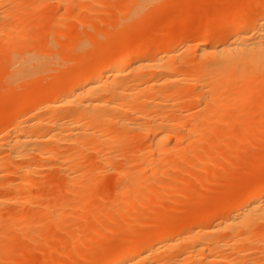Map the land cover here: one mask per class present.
<instances>
[{"label": "bare ground", "instance_id": "6f19581e", "mask_svg": "<svg viewBox=\"0 0 264 264\" xmlns=\"http://www.w3.org/2000/svg\"><path fill=\"white\" fill-rule=\"evenodd\" d=\"M22 1L0 0V46L14 52H11L12 54L8 53L7 58L5 57V53H7L6 51L9 52V50H5L3 53L4 57L0 54L2 59H6H4V62L0 61L2 64L0 66L3 67H1L2 70L5 68V72L2 73L4 77L0 73L2 80H4L3 83L0 82V87L3 88L2 91L6 90L9 92L6 94L5 91L2 94V91H0V100L1 98V101L7 100L3 99L5 97L15 102L10 107L9 105L0 103V105L2 104L1 106H4L2 108L4 111L3 117L0 114V227L16 232L19 244L17 241L13 244L17 248L21 244V249L25 243H21V241H24V239L27 240L28 238L30 241H27L33 242L32 244L39 242V240H36L38 239L37 237L36 239L32 236L29 237L31 233L29 235L26 234V229L24 230L23 228L25 227L27 231L31 232L28 230L29 225L33 224L31 222L33 219H28L30 213L38 211L41 216L38 219L40 226H44L42 223H45L48 224L49 228L52 226L51 228H55L56 230L63 223V225L66 224L64 220L68 217V214H64L60 210L68 205L73 211L69 216H73L79 220L78 227H83V223L88 220L94 222L89 226H85L88 233L84 237L79 236L80 231L79 233L74 232L71 236V232L69 231L70 237L63 235L68 239L70 238L68 242L66 241L68 247L78 244L82 248L88 246L86 248V255L88 253L91 255V257L89 256L90 258L88 257L90 260L85 258L86 249L84 250V248V254L81 253L82 251L80 253L85 257L80 254H77L78 256L74 255L80 262L83 260L81 264H84L85 261V264H264V172L252 182H240L244 187L241 184L237 185V187L241 186V188L238 187V190L233 185H229L230 187L225 190L231 196H226L228 194L225 191L224 198H227H222L221 200H224L221 203L218 202V212L211 214H202L200 212L201 214L197 215V211L194 210L196 213L192 212L194 214L188 215L189 218L187 216V218L181 219L178 215V219H176V216H174V220L171 219L169 223L166 222L168 224H164V222L165 219L170 220L169 214L166 215V212L163 213L164 211H162L160 212L161 214L157 215L153 211L155 206H163V203H158V200L162 197L160 196L159 198V195L165 192L163 191L164 189L166 190V194L167 188L168 190L172 187L174 188L175 183H172L173 186L170 184L171 187L166 183L167 188L162 185L165 187L163 188L161 186L162 183L160 185L151 183L163 171L166 172L165 169L174 167L173 161L176 164L175 167L181 166L182 169L179 167L178 169L183 170L182 163L185 157H182V154H194V150H191L194 147L189 145L196 146L201 142V139L205 143L206 138H204V134L207 135L206 132L208 131L215 132L212 131L213 129H217L216 131L218 129H221V131L222 129L228 130L231 127L233 128L234 125L245 124V134L239 133L241 134L240 138V135L237 133L238 139H241V143L245 142L242 146L247 145L246 143L250 139L248 137H251L254 131H259V129L260 131H264V0H242L240 6L244 2H246L245 5L243 4L244 7L248 3L252 4L248 11H239L242 8V6H239L238 12L230 11L231 15L228 12L217 11L211 14L210 17L208 16L206 18L209 20L207 23H210L211 26L209 25L210 28L201 26L198 29V35L192 50H190L191 48L188 44H184L185 41L190 39L191 33L189 32L185 36H173L170 30L171 26L169 27L168 25L163 28L164 30L161 33L157 31V33H160L158 34L160 37L159 39L157 37L155 42L150 41V39L144 41L145 38L143 40L138 38L135 48L132 49L125 41L126 39H123L127 35L123 36L122 34L123 32L127 33L125 28L130 25V20L135 16L138 20L141 17L147 18L148 15H151V11L153 12V10L157 9L159 3L161 5L165 1L126 0L122 9L121 5L116 7L119 11V15L117 16L121 15V17L116 19L119 22L121 20V22L117 21L113 30V35L115 33V36H119L115 38L118 41L117 44L113 45L108 42L110 39L104 42L102 40L100 43V39L92 37V39L90 38L91 41L89 40V46L88 44H83L81 40L71 47L65 42L59 43L60 47H65L60 52L54 47L59 45V41L56 39V32L59 34L61 31L60 27H64L65 25V23H62L64 21V19L62 20L63 17H59L62 20H60L61 25L57 23L59 22L58 20L56 22V26L60 25V27H57L60 30L59 32L57 29L53 30L54 24L50 23L51 20L50 22L49 20L46 22H49V25L45 23L48 26L45 27L46 30L44 26H37L41 30L40 34H38L39 31L34 32V22H30L31 25L27 29L26 27L24 28V31L27 30V32L18 28L14 30L15 26L9 22L19 19V15L22 13L19 14V10H21L24 4ZM29 1V11H31L38 8H36V5L41 0ZM93 1L45 0V2L55 3V7L57 6L58 9L64 10L63 12L68 11V15L74 18L85 9V5L87 8L90 7L91 4L88 5V2L91 3ZM161 1L163 2L161 3ZM5 7L7 8L6 10ZM25 12L27 11L25 10ZM24 13L22 14L25 15L26 13ZM50 14L46 12L40 16L42 18L46 16L44 19H47V16ZM54 16H57V14ZM8 18L10 20L6 23V19L8 20ZM67 19L68 17L65 21ZM18 21H15V23ZM142 21H145V19ZM112 24H115V22ZM68 25H70L69 22ZM31 27L34 30L32 31L31 29V32L35 35L34 38H31L32 36L27 37L28 34H32L28 33V29L30 30ZM75 30L77 31V29ZM69 33L67 34L69 35ZM59 36H62L61 33ZM75 36L72 33L71 37ZM120 36H123V38H120ZM24 37H27L30 43L32 40L33 43L36 41L34 47L32 46L33 43L32 45L29 43L32 47L27 44L28 48H26V43L22 44L21 42V39ZM88 37L91 36L89 35ZM103 38L105 39V37ZM55 43L56 45L54 46ZM10 45L12 48L16 45L19 46L14 51L12 48H8ZM63 45H67L68 47ZM54 51H58L57 54L61 59L58 58L60 62L52 55ZM75 54L79 56L78 59L76 58L78 61L82 60L83 62L86 60L85 62L90 63H88V66L86 63V67L84 66L85 68L81 69L78 74H74L73 76L65 75V73L67 74L65 69L69 65L67 63L71 58H74ZM64 58L68 60L66 61ZM61 62L62 64L64 62L67 67L65 66L64 68V65H60L63 67L61 68L59 66ZM0 72L2 71L0 70ZM46 78L52 79L49 83L45 82L47 85L43 86L41 80L43 82ZM2 80L0 78V81ZM24 82L32 83V85L28 84V86H33L38 90L35 96L31 97L28 94L30 91L27 93V91L24 92L25 90L23 91L24 93L22 92L21 94L20 92L17 94L19 91L16 92L14 88L17 87V84L20 83L19 85L21 86ZM40 83L42 86H39ZM24 87L22 86V89ZM13 90L16 94H12ZM252 102H255L253 106H251L252 104L250 105ZM243 106L246 110L242 114V117L238 119L234 118L232 121L227 119L228 117L225 112L228 109L239 110V107L243 108ZM6 134L7 137L4 139V135L6 136ZM220 134L223 133L221 132ZM231 135L233 134H230V137ZM235 137L234 135L232 137L235 140L234 143H236L237 139ZM130 138H136L137 143L134 142L135 144L132 147L130 145L127 147L126 143L129 142L128 139ZM218 138L216 137L219 142L216 139V141H212L215 144L216 142L220 143L221 137L218 136ZM238 139L237 142L240 143ZM252 140L250 144H253ZM208 141L211 142L207 137ZM224 141H228L229 143L230 138ZM224 145L228 146L230 144ZM233 145L236 147L238 143ZM232 146H228V148ZM234 146L232 147L233 149ZM190 147L192 148L190 149ZM238 147L239 149L241 148L240 145ZM232 148L230 149L231 152H233ZM239 149H235L236 152ZM129 150L131 151L129 152ZM121 151L127 152L124 153V157L119 153ZM203 151L205 152V150ZM219 152L215 153L216 158L218 154L221 155V158H224L223 152L221 151L222 154ZM238 153L233 152L234 156L239 155ZM168 154H171V159ZM202 154L199 155L201 156L200 162L198 161L199 163L206 162L204 155H209ZM233 154L230 153L229 155L233 156ZM167 155L169 158H167L168 161L166 162ZM211 158L212 155H209L207 157L209 161L206 163H214L215 160L213 161ZM193 159L194 161L197 160L196 155L195 158L193 155ZM228 159L229 157L226 160ZM123 160H126V162L124 163ZM230 160L229 163L233 164ZM257 160L259 163L260 161L262 162L261 159ZM190 162H192L191 158ZM190 162L185 160L184 163H186L185 165L189 163V166ZM73 163H76V165H73ZM133 164L137 165L136 170L130 168ZM197 164L196 168H199ZM192 166H195V164L193 163ZM108 169H112L118 179L117 181L113 180L111 183V186L116 187V197H114V201L107 204L105 198H98L93 193L97 190L98 192L103 190V179L99 181L98 176ZM220 169L219 172L218 170L213 172L221 174V171L225 170V168ZM45 171L48 175L44 174ZM50 172L59 174L58 184L51 179L49 176ZM209 174L212 176L209 179L207 176H204L207 177L208 181L220 178L216 174ZM44 175L49 176L57 185L54 184L56 186L52 190L54 197L50 194L52 197L49 196V198L51 197L52 199L47 197L49 201L47 200L48 202H45L41 207L33 204L31 198L39 196L38 191L35 192L38 186L33 183L37 178V181L42 179L40 177ZM214 175L217 176H215L216 179H214ZM231 176L229 178L233 179L234 174ZM53 177L55 179L54 175ZM189 177H192V175ZM196 178L198 182L201 181L200 184L207 182L203 178V175V181L200 180L201 177L199 178V176ZM184 179L183 177V180L181 179L183 182H181L187 183ZM189 179L186 178L187 181ZM37 181L36 184L38 183L39 185L40 183ZM188 183L186 184L187 186ZM203 183L202 186L204 185ZM246 183L248 184L246 185ZM187 186L185 187L186 189ZM39 187L41 186L39 185ZM179 188L181 189L180 186ZM229 188H235V192ZM3 191L5 193L2 194L1 192ZM181 191L177 190V193L183 194L184 190L181 189ZM188 191L190 192V189ZM149 194L155 196L150 197L148 196ZM97 195H100V193ZM129 196H132L133 200L136 199L132 201L133 203L127 204V202L129 203L132 200ZM127 197H129L128 201ZM152 197L155 199L159 198L156 201L157 204L155 202L151 203L153 201ZM120 198H125L126 202H123L124 199L120 200ZM119 200L120 204L117 202ZM146 200H150L149 204L153 206H151L153 209L145 207V210H148L149 213L153 210L151 213H154L152 215L156 218L153 219L157 220L158 223L153 222L155 225L152 226V222H150L152 229L146 230V232L141 231L142 233L140 234L132 228L138 235L128 239L133 230L131 226L130 233L127 228L132 223H129L131 221L128 223L125 220L123 221V217L121 218L120 215L124 211H126V215H129V213L127 214L128 211L136 209L135 204H138L140 208L141 206L144 208L143 206L148 203H145ZM95 204H98L100 207L105 205V209L103 208L105 212L104 216H102L103 209L97 208L98 205L96 209L92 208L93 210L85 211L88 207L91 209L90 206L94 207ZM165 210L167 211V209ZM143 212L139 211L137 213H142L141 216L143 217L145 216L143 215L145 212ZM216 213H219L218 216ZM145 214L147 219L150 217L152 219V215L149 216L150 214L147 212ZM101 216L102 218L105 217L108 221L107 224L109 222H113L114 224L115 220L118 224L117 218L125 222L126 225L128 224L127 228L124 224H121V226H125L126 231L129 233L128 238L122 236L124 240H121V236H114L115 238L112 237L114 240H116V237L120 239V242L115 244L111 238V234L114 231L116 232V228H114V231L108 228L109 232L112 231L108 235L102 233L104 231L100 232V227H104L105 229L103 230L108 231V225L104 224V226H100V224L105 223L102 221L103 219L101 220ZM165 216L167 218H164ZM130 217L132 219V216ZM138 219V217L137 220L135 219L137 223L135 227L139 226L138 223L143 225V219L140 220L142 222H137ZM146 223H149V221H144V224ZM141 224L140 226H142ZM114 226L117 225L114 224ZM48 227L46 226L45 228ZM74 229L76 228L74 227L73 231ZM39 232L42 233V230ZM2 233H6V231H2ZM40 233H38V237ZM48 233V235H51L52 232L48 231ZM125 235L127 236V234ZM2 237L8 239L7 234L6 237L4 235ZM2 237L0 240L2 239L4 242L0 243V259L1 257L3 259L6 251L8 253V248H10L9 253L11 254L13 253L11 251L16 249L15 246H11L10 244L13 240L12 238H14L13 236H11L12 238L10 237L11 241H5ZM41 237H44L39 238L40 240L43 239L42 241H45V243L46 240L50 239H45L49 237H45V235ZM30 238H33V241ZM52 238H54L53 235ZM102 239L104 243H106L105 241L112 240L111 242H114V245L106 243L104 246V243L102 242L103 244L101 245L100 242L98 243L99 248L90 251L92 249L89 248V243L96 244L98 240L101 241ZM50 245L53 246L52 250H54L55 245H52V243ZM50 245L47 246L49 247ZM68 247L66 246V248ZM33 248L34 245H32L31 250ZM55 248L58 249L56 246ZM74 248L75 250L77 249V247ZM21 251L24 250L22 249ZM67 251L63 249L62 252L65 254L57 251L58 255L60 253L65 258L61 262L59 258H62V256L59 255L61 257H58L56 254L57 258L54 257L56 261L61 262L60 264H80L76 262V259H72L75 258L74 256L72 258L67 256L69 255ZM41 252L45 255L44 251ZM25 253L28 252H22L21 254L24 255ZM73 253L76 254L75 251ZM18 255L19 252H17L15 258L22 260L19 259L20 261H15L16 263L28 260L27 254H25L27 259L25 257L24 259L21 258L23 257L22 255L18 257ZM77 257L80 258L78 259ZM82 257L83 259L80 260ZM39 258L36 259V262L39 261ZM42 258L44 257L42 256ZM42 258H40V264L58 263H54L52 256L50 259L53 262L49 261V257L43 261ZM39 262L37 263L39 264ZM29 264L32 263L30 262Z\"/></svg>", "mask_w": 264, "mask_h": 264}, {"label": "rangeland", "instance_id": "374dc122", "mask_svg": "<svg viewBox=\"0 0 264 264\" xmlns=\"http://www.w3.org/2000/svg\"><path fill=\"white\" fill-rule=\"evenodd\" d=\"M29 0H23L22 1V3L24 2V4H23V7L21 8V10H19V14L22 12V13H24L25 12V10L27 11V12H25L24 14L25 15H23L22 13H21V15H19V19H17V20H12V21H10L9 23L11 24V25H13V26H15V28H14V30H16L17 28L18 29H22L23 31H24V28L26 27V29L28 28V27H30L29 25H31V23L30 22H34L33 24L35 25V26H33L34 27V30H33V28L31 27L30 28V30L28 29V33H32L31 32V29H32V31H34V32H38L39 31V33L38 34H40V29H39V27H37V26H40V27H43L44 26V29L46 30V26L47 25H49L50 23H52V25L54 24V27L53 26H51V27H53L54 29V31L57 29V27H60V25H61V21L64 19V21L62 22L63 24L65 23V25H64V27H60V30H59V28L57 29V31L59 32V34L56 32V34H57V36H56V39H57V41H59L58 42V44L59 43H63V42H65V43H67V45L68 46H73V45H75L79 40H81L82 41V43L83 44H88V46L90 45L89 43V40L91 41V39H92V37H96V38H98V39H100L99 40V42L101 43L102 42V40H103V42L106 40V41H108L109 39V41L108 42H110L111 44H117L118 43V41L115 39L118 35H116L115 36V33H114V35H113V30H114V28H115V25L117 24V21L119 22V20H116L117 18H119V17H121V15L120 16H117V15H119L118 13H119V11L117 10V6H120L121 7V9H122V7H123V5H124V3L126 2V0H94L93 2H88L87 4L88 5H90V7L89 8H87L86 7V5H85V9L81 12V13H78V15L77 16H75V18L74 17H72V16H70V15H68L69 13H68V11H65V12H63L64 10H60V9H58V7L56 6L55 7V3H53V2H45V0H41L40 1V3H38V5H36V8L37 9H33V10H31V11H29L30 9H29V3H30V1L28 2ZM43 1V2H42ZM123 1V2H122ZM165 2H163V1H161V5H157V9L156 10H153V12L151 11V15L149 16H147V18H143V17H141L139 20L136 18V16L135 17H133L130 21V25L127 27V28H125V31L127 32L126 34L123 32L122 34H123V36L124 35H127V36H124V38H123V36H120V38H123V39H126L125 41L130 45V47L132 48V49H134L135 48V43H136V40L138 39V38H141L142 40L144 39V41L145 40H149L150 39V41H152V42H155V39H157V37H158V39H159V35L158 34H160L161 32H162V30H164L163 28L164 27H166V25H168L169 27H170V30H171V33L173 34V36H185L186 34H188L189 32L191 33V37H190V39L189 40H187V41H185V43L184 44H188L189 46H190V50H192L193 49V44L195 43V41H196V38H197V35H198V33H197V31H199L198 29L199 28H201V26H204V27H207V28H210V23L208 24L207 22L209 21V20H207L206 18L209 16L210 17V15L211 14H213V13H215V12H217V11H219V12H228L229 13V15H231L230 14V11H236V12H238L237 10L242 6V8H240L239 9V11H241V10H243V11H248V9L249 8H251V6H252V4L251 3H248L245 7H244V5L246 4V2H244V3H242L241 4V6H240V3H241V1L242 0H164ZM246 1V0H245ZM248 1V0H247ZM120 2V3H119ZM46 3V4H45ZM53 3V4H52ZM119 3V4H118ZM85 4V3H84ZM229 4V5H228ZM244 4V5H243ZM240 6V7H239ZM7 7V6H6ZM5 7V10L7 9ZM26 7V8H25ZM25 8V9H24ZM23 9V10H22ZM59 11H58V10ZM87 9H89V10H87ZM119 9V8H118ZM121 9H119V10H121ZM58 12H57V11ZM62 11V12H61ZM51 13L50 15H48L47 17V19H44V18H46V16L44 17V18H42V16H40L41 14H45V13ZM60 12V13H59ZM234 12H233V14H234ZM40 13V14H39ZM65 13H67L66 14V16L68 17V19H67V21H65V19L67 18L66 16H65ZM232 13V12H231ZM39 14V16H37ZM57 14V16H54V15H56ZM225 14V13H224ZM52 15V16H51ZM81 17H80V16ZM228 15V14H227ZM62 18V20L60 19V18ZM66 17V18H65ZM70 17V18H69ZM83 18V19H81L80 20V18ZM146 17V16H145ZM18 18V17H17ZM78 18H79V20H78ZM221 18V17H220ZM14 19V18H13ZM143 19H145V21H142ZM209 19V18H208ZM10 19L8 18V20L6 19V23H8V21H9ZM19 20V21H18ZM29 20H31V21H29ZM44 20V21H43ZM49 20V22H50V20H51V22L48 24V23H46L47 21ZM57 20L59 21V22H57ZM61 20V21H60ZM141 20V21H140ZM15 21H18V22H16L15 23ZM53 21H54V23H53ZM30 24H29V23ZM42 22H43V24H45V25H43L42 24ZM60 23V25L59 26H56V24L57 23ZM68 22H69V24L70 25H68ZM115 22V24H112V23H114ZM120 22H121V20H120ZM119 22V23H120ZM32 24V25H33ZM206 25H208V26H206ZM210 25V26H209ZM56 26V27H55ZM63 26V25H62ZM114 26V27H113ZM36 27V28H35ZM48 27V26H47ZM42 29V31H44L43 30V28H41ZM75 29H77V31L75 30ZM63 30H65L64 32H63ZM112 31V32H111ZM157 31H159L158 33H157ZM24 32H27V30H25ZM70 32V33H69ZM74 32H76V33H74ZM79 32V33H78ZM43 33V32H42ZM60 33H61V35L62 36H59L60 35ZM67 33H69V35L67 34ZM72 33L73 34H75L76 36L75 37H71L72 36ZM36 34V33H35ZM64 34H66V35H68V36H65ZM80 34V35H79ZM94 34V35H93ZM37 35V34H36ZM63 35H64V37H63ZM91 36V37H88V36ZM29 36H32L31 38H34L35 37V35L32 33V34H28V36L27 37H29ZM54 36V37H55ZM78 36V37H77ZM27 37H24L23 39H21L22 41V44L24 43H26L25 45L27 46V44H28V46L31 44L32 45V43H33V40H32V42L30 43V40L27 38ZM37 37V36H36ZM103 37H105V39L103 38ZM119 37V36H118ZM117 37V38H118ZM91 38V39H90ZM108 38V39H107ZM59 39V40H58ZM98 39H96V40H98ZM115 39V40H114ZM77 40V41H76ZM35 41V40H34ZM61 41V42H60ZM20 42V41H19ZM18 42V43H19ZM20 42V43H21ZM36 42V41H35ZM35 42L33 43V47H34V44H35ZM30 43V44H29ZM69 43V44H68ZM70 43H72V44H70ZM16 44V43H15ZM0 45H1V39H0ZM30 45V46H31ZM56 45V43L54 44V46ZM67 45H63V46H67ZM11 46V45H10ZM10 46H8V48H12V46L10 47ZM19 46V45H18ZM18 46L16 45V46H13L14 48H12L14 51H15V49H16V47L18 48ZM24 46V45H23ZM25 46V47H26ZM28 46L26 47V48H28ZM31 46V47H32ZM67 46V47H68ZM24 47V48H25ZM58 47H60V44L57 46H55L54 48H57V50H59V52L60 51H62V48H65V47H60V49H58ZM69 47V48H70ZM2 48V49H1ZM4 47H2V46H0V54H2L1 56H3L4 57V52H5V50H9V52L8 51H6L7 53H5V57L7 58L8 56V53H11V52H13L12 50L10 51V49H3ZM2 50H4V51H2ZM17 51V50H16ZM63 51H64V49H63ZM58 52V51H57ZM57 52L56 51H54L53 53H52V55L55 57V58H59V55L57 54ZM14 53V52H13ZM12 54V53H11ZM72 56H73V54H72ZM75 56H77V57H75ZM71 57V56H70ZM78 55H74V58H71L70 59V61H68V63L67 64H69L68 65V67H67V65H65L64 64V62H63V64H62V62L59 64V66L60 65H64V68H65V66L67 67V69H65L66 71H67V74L65 73V75H74V74H78V72H80L81 71V69L83 70L85 67H86V63H87V66H88V63H90V62H85V61H83L82 62V60L81 61H78L77 59H78ZM67 58V57H66ZM77 58V59H76ZM2 58L0 57V61L2 62H4V59H2ZM60 59V58H59ZM57 60V61H59L60 62V60ZM65 59V58H64ZM68 59H69V57H68ZM68 59H65L66 61L68 60ZM6 60V59H5ZM63 61V60H62ZM7 62V61H6ZM58 63V62H57ZM66 63V62H65ZM85 65H84V64ZM0 65H2L1 63H0ZM85 66V67H84ZM2 66H0V70L2 71V72H0L1 73V75H3V77H4V74H2L3 72H5V68H4V70H2V68H1ZM61 67V66H60ZM61 68H63V67H61ZM0 75V78H1V80H2V76ZM51 79L52 78H50V79H48V78H46V80L44 79V81L42 82V80H41V83H42V85L43 86H45V84L47 85V83H45V82H50L51 81ZM1 83H3L4 82V80H2V81H0ZM25 83V82H24ZM22 84L21 86L19 85V84H17L16 86L18 87V86H20V87H18V89H17V87L16 88H14V90L17 92V91H19V92H17V94H19L20 92H21V94H22V92L24 91V92H26L27 91V93H28V91H30L28 94L32 97V96H35V93L37 94V92H38V90L37 89H35L33 86H28V84H31L32 85V83H25V84ZM41 83H40V85L39 86H42L41 85ZM1 85V84H0ZM24 85H25V87H24ZM22 86L24 87L23 89H22ZM31 87V88H30ZM33 87V88H32ZM1 88V90L0 91H2V87H0ZM20 88V89H19ZM25 88H27V89H25ZM30 88V89H29ZM33 89V90H32ZM14 90H13V92H12V94L14 93V94H16L15 92H14ZM35 90V92H33ZM37 90V91H36ZM6 90H4V91H2V94H3V92H5ZM9 91V90H8ZM23 92V93H24ZM33 92V93H32ZM9 92H7L6 91V94H8ZM3 99H7V100H3V101H1L2 100V98H1V100H0V103H2V104H5V105H9V107H10V105L12 106V104L14 105V103L15 102H12L10 99L8 100V98H5V97H3ZM254 103L255 102H252V103H250V105L251 106H253L254 105ZM1 104V105H2ZM0 105V107H1V110H2V108L4 107V106H1ZM7 107V106H6ZM7 109V108H6ZM1 110H0V114H2V117H3V115H4V111L2 110V112H1ZM245 110H246V108H244V106H243V108H241V107H239V110H234V109H228V111L227 112H225L226 113V116L228 117L227 119L229 120V121H232L234 118H236V119H238V118H240V117H242L243 115V113L245 112ZM1 116V115H0ZM6 117V116H5ZM252 118V117H251ZM242 126H243V128H242ZM244 126H246L245 124H243V125H234V127L232 128L231 127V129L229 128L228 130H231V131H228L227 129V131L225 130V129H222V131H221V129H218V131H219V133H218V131H216L217 129H213L212 131H215V132H206L207 133V135L206 134H204V138H206L205 140V143H204V141H202V139H201V142H199V144L198 145H196V146H194V145H192V144H190L189 146H192V147H194V149H191L192 147H190V149L193 151L194 150V154H189V153H187L186 155H185V153L184 154H182L181 156L182 157H185V158H183V160L185 159V160H188L189 162H190V158H191V161L195 164V166H192L193 165V163L192 162H190V165L188 166V164L189 163H187V165H185L186 163H184L185 162V160H184V162L182 163V161H181V163L183 164L182 166H183V170H179L178 169V167L179 168H181V166H177V167H175V163H174V161H173V163H172V161L171 160H169V162H171L172 164H173V166L174 167H170L169 169L167 168V169H165V171L166 172H162V174H160V175H158L157 177H156V179H155V181H153V182H151V183H154V185H155V183H157L158 185H160L161 183V186L162 185H164L166 188H167V184H169V187H171V185L170 184H174V188L172 187L170 190H168V188H167V193L165 194V192H166V190L164 189L163 191H165L163 194H165V195H163L162 193H161V195H159V198H160V196H162L161 197V199H159L158 197V199H155V198H153L155 195H148V196H153L152 197V202L151 203H153V202H155L156 203V201L158 200V203L160 202L161 204L163 203V206H164V209H163V206L162 205H157V206H155L154 207V211L152 210L153 208V206L152 205H150L149 204V201L148 200H146L145 201V203H147V205H144L143 207L144 208H142V206H141V208H140V206L138 205V204H135L136 205V209L134 208V210L132 211V210H130V211H128L127 212V214L129 213V215H126V211H124V212H122V216L120 215V217L122 218L123 217V221L125 220V222H129V221H131V222H129V223H132V224H130V226L127 224H125V222H123L122 220H120V219H118L117 218V220H118V224H117V222H115L114 221V224H116L117 226H114V224H113V222L111 223V222H109V224H107V220L105 219V217H103L102 218V216H104V209H105V205L102 207H100L98 204H95L94 205V207L93 206H90V208L91 209H89V207H88V209H85V211H87V210H93V209H96V207H97V205H98V207L97 208H100V209H103V215L100 217L101 218V220L102 221H104L105 223H102V224H100V226H104V224L105 225H108L107 226V229L108 228H110V230H112V231H114L115 229L114 228H116V232L114 231L112 234H111V232H109V229H108V231L107 230H103V229H105L104 227H100L99 228V231L100 232H102V231H104V232H102V233H104V234H111V238L112 237H114V236H118V237H120L121 236V240L123 239L122 238V236L124 237H127L128 238V232H130L131 230H130V227H131V229L132 228H134L136 231H137V233L138 234H140V233H142L141 231H145L146 232V230L147 231H149V230H151L152 229V227H150V225H151V223L150 222H152V226H154L155 224L153 223V222H157L158 223V221L157 220H154V219H156V218H154L155 216H153L154 215V213H151L152 211L153 212H155V214H161L160 212H162V211H164L163 213H165L166 212V215L167 214H169L170 215V217H169V215H168V217H169V219L170 220H166L165 219V222H164V224H168L169 223V221H171V219L172 220H174L175 218L176 219H178V215H179V217H181V219H185V217L187 218V216L189 215V216H191L192 214H194V213H196V211H197V215L201 212L202 214L203 213H215V212H218L217 210L219 209V208H217L218 206H219V204H218V202L219 203H221L224 199H226V198H224L225 196V189L226 188H228V187H230L229 185H233L235 188H237L236 190H238V187H240L241 188V186H238L237 187V185H242V183L243 182H252L253 180H255L258 176H260L264 171V131H260V129H259V131L258 130H256V131H254L253 133H252V136L251 137H253V138H251V137H248V138H250V139H248L247 141H248V143H246L247 145H243L242 146V144H245V142H242L241 143V139H238V134L239 133H242V135H244L245 134V127ZM242 128V130H241V128ZM245 128V129H244ZM234 129H235V131H234ZM233 130V131H232ZM258 131V132H257ZM223 133V134H220V133ZM227 132V133H226ZM244 132V133H243ZM228 133H230V134H233L234 135V137H235V139L237 138L239 141H240V143L239 142H237V139H236V143H234V138L232 139V137H233V135H231V137H230V134L229 135H227ZM238 133V134H237ZM236 134V135H235ZM253 134H254V136H253ZM208 137V139L209 140H211V142H207V137ZM240 135V138H241V134H239ZM258 135V136H257ZM218 136H220L221 137V139H220V143H218L219 142V138H218ZM7 137V134H6V136L4 135V139ZM216 137L218 138V139H216ZM256 137H257V139H256ZM261 137V138H260ZM230 138V141H232L233 140V142H231L230 143V141H229V143H228V141H224V140H228ZM131 139V138H130ZM130 139H128V141L129 142H127L126 143V145H127V147L130 145V147H132V145L133 144H135V143H137V139L136 138H132L131 140ZM218 141V142H216V144H215V142L214 141H216V140ZM232 139V140H231ZM253 139V140H252ZM204 140V139H203ZM212 140H214V141H212ZM251 140H252V143L253 144H250L251 143ZM254 140H256V141H254ZM258 140H260V141H258ZM246 141V142H247ZM135 142V143H134ZM139 142V141H138ZM203 142V143H202ZM212 143H214L213 145H210V144H212ZM238 143V145H240V149H239V147L237 148V146L238 145H236V147L234 146V149L232 148L233 146H232V144H237ZM195 144V143H194ZM197 144V143H196ZM207 144H209V145H207ZM224 144H230V145H228V146H232L231 148L233 149V152L235 151V153H238V151H239V155H235L234 156V154H233V152H231V148L229 147L228 148V146H226V145H224ZM196 147V148H195ZM237 149H239L237 152H236V150ZM191 150H189V152H191ZM203 150H205V152L203 151ZM131 150H129V152H130ZM218 151H222L223 152V156H224V158H221V155H219L218 154V156H217V158H216V156H215V153H218ZM128 152V153H129ZM208 152V153H207ZM219 152V153H220ZM222 152H221V154H222ZM123 157H124V153H127V152H125V151H121V152H119ZM173 153V152H172ZM200 153V154H199ZM209 154V155H212V158H211V160H217V162H215L214 161V163H216V164H214V163H212V164H208V163H206V162H208L209 160H210V158H208L207 159V157L209 156V155H204V157H206V162L205 161H203V163H199L200 162V157L201 156H199V155H201V154ZM233 154V156L232 155H229V154ZM202 154V155H203ZM169 156H170V159H171V154H168ZM168 155H167V157H166V159L167 158H169L168 157ZM193 155H194V158H195V155H196V159H197V157H198V159L196 160V161H194V159L192 160V158H193ZM214 155V156H213ZM229 155V156H228ZM220 156V157H219ZM222 156V157H223ZM172 157H173V154H172ZM213 157H215L214 159H213ZM229 157V159H231L230 161H232L233 162V164L231 163H229V159L228 160H226L227 158ZM231 157V158H230ZM233 157V158H232ZM238 157V159L236 160V158ZM235 158V159H234ZM256 159V160H255ZM257 159H261L262 160V162L260 161V163L259 162H257L258 160ZM234 160H235V163H234ZM166 162L168 161V159L167 160H165ZM199 161V162H198ZM212 161V162H213ZM228 161V162H227ZM123 162L125 163L126 162V160H123ZM168 162V163H169ZM187 162V161H186ZM196 162V163H195ZM197 162H198V164H197ZM205 162V163H204ZM258 163V164H257ZM171 164V165H172ZM196 164H197V167L199 166V168H196ZM202 166H201V165ZM73 165H76V163L74 164L73 163ZM179 165H181V164H179ZM185 166H186V168H185ZM201 166V167H200ZM195 167V168H194ZM225 168V173H223L222 171H221V174L219 173H214L215 172V170H218V172L221 170L220 168ZM130 168H132L133 170L135 169L136 170V168H137V165H135V164H133V165H131V167ZM177 168V169H176ZM254 168H256V169H254ZM131 169V170H132ZM182 169V168H181ZM213 173H212V172ZM47 174L48 175V173L45 171L44 172V174ZM209 173H211V174H216V175H218V176H220V178H217L216 179V175H214V179H216V180H209L208 181V179L210 178V177H212V176H210V174ZM52 174V175H51ZM224 174V175H223ZM232 174H234V176H233V179L231 178H229V176H231ZM47 175H44L43 177H40V178H42V179H40V180H38L37 181V179L34 181V185H36V186H38V188H37V190H35V192H37V193H39V196L37 197L36 196V198L35 197H33V198H31V202L33 203V204H35V205H38V206H43V204L45 203V202H48L49 201V199L52 197L51 195H53V197H54V193H52L53 191V187H55L58 183H59V174H57L56 172H50L49 173V176L51 177V179L52 180H54V182L56 181L57 182V184L56 183H54L50 178H49V176H47ZM53 175L55 176V179H54V177H53ZM57 175V176H56ZM192 175V177H189V176H191ZM202 175H203V178L207 181H205L206 183L204 184L203 182V186H202V183L200 184V182H198V179L196 178L197 176H199V178L201 177V179L200 180H202L203 181V179H202ZM229 175V176H228ZM194 176V177H193ZM204 176H207L208 177V179H207V177H204ZM99 181H102V179H103V185H102V187H103V190H100L99 192H98V190L97 191H95L94 193H93V195H96L98 198H100V197H102L103 199L105 198V200H106V202H107V204H108V202H112V201H114L113 199H114V197H116V193H117V191H116V187L115 186H111V183H112V181L114 180V181H117V176H116V173L115 172H113L112 171V169H108L107 171L105 170L104 172H103V174H100L99 176ZM100 177H104V178H100ZM183 177L185 178L184 180L188 183L189 181V183H188V186L186 185L187 183H182L183 181ZM226 177H228V179H226ZM232 177V176H231ZM186 178L187 179H189V181H187L186 180ZM194 178H196V179H194ZM57 179V180H56ZM101 179V180H100ZM182 179V180H181ZM41 180H42V183H41ZM36 181L37 182H39L40 184V186L41 187H39V185H38V183L36 184ZM182 181V182H181ZM240 182H242V183H240ZM53 183V184H52ZM167 183V184H166ZM239 183V184H238ZM54 184H56V185H54ZM156 184V185H157ZM173 184H172V186H173ZM248 183H246V185H247ZM250 184V183H249ZM47 185H49L47 188H46V186ZM54 185V186H53ZM175 185H176V187H175ZM184 185H186L187 186V189L185 188L186 186H184ZM51 186V187H50ZM161 186H159V187H161ZM164 186H162L163 188H165ZM179 186L181 187V189L182 190H184L183 191V194H178L177 193V190H180V192H182L181 191V189L179 188ZM182 186H184V187H182ZM190 186V188H188ZM102 187H101V189H102ZM156 187H158V186H156ZM179 189H178V188ZM242 187H244V185H242ZM39 188H40V190H39ZM46 190H45V189ZM50 188V189H49ZM52 188V189H51ZM183 188H185V189H183ZM234 188V189H235ZM239 188V189H240ZM188 189H190V192L188 191ZM192 189V190H191ZM229 189H232V188H229ZM234 189H232L234 192H235V190ZM185 190H186V192H185ZM228 190V189H227ZM231 190V191H232ZM40 191V192H39ZM43 191V192H42ZM51 191V192H50ZM188 191V192H187ZM192 191V192H191ZM230 191V190H229ZM102 192V193H101ZM179 192V191H178ZM2 194L3 193H5L4 191L3 192H1ZM100 193V195H97V194H99ZM229 192L228 191H226V194H228ZM51 194V195H50ZM81 195H83V194H81ZM49 196H51L50 198H49ZM226 196H231V194H228V195H226ZM49 199H48V198ZM130 197V196H129ZM129 197H127L126 199H127V201H128V198ZM132 197V196H131ZM130 197V199H132L131 201H129V203L127 202V204H130L132 201H134L133 200V198H131ZM134 197V196H133ZM137 197V196H136ZM150 197H148V198H150ZM222 198H224L223 200H221ZM52 199V198H51ZM124 199V201L123 202H126V199L125 198H120V200H123ZM48 200V201H47ZM120 200L119 201H117L118 203L120 202ZM137 203H138V201H136ZM121 203H122V201H121ZM133 203V202H132ZM215 203H216V205H215ZM120 204V203H119ZM157 204V203H156ZM217 204H218V206H217ZM122 205H123V203H122ZM135 205H133V206H135ZM150 205V206H149ZM148 206V207H147ZM152 206V207H151ZM13 207V206H12ZM113 207H115V206H113ZM152 208L151 210V212L149 213L148 212V210L146 211L145 209L146 208ZM93 208V209H92ZM140 209V210H139ZM165 209H167V211L165 210ZM109 210V209H108ZM129 210V209H128ZM138 210V211H137ZM194 210H196V211H194ZM61 212H63L64 214H68V217H69V219H65L64 220V222L66 223L65 225H61L59 228H57L56 230H55V228L53 229V228H49L48 227V224H45V223H42V225H44V226H40V222H39V218L41 217L40 216V213L38 212V211H35V212H32V214L30 213L29 215H28V219L30 218L31 220V222H33V224H36V225H34L33 226V224H31V226L29 225V228H28V230H30L31 232H29V231H27V228H25V227H23L24 228V230H25V232H26V234H30L31 233V235H29V237L30 236H32V237H34L35 239H36V237L38 238V239H36V240H39V242L38 243H35V244H32L33 242H28V241H30V240H28V238H27V240H25L24 239V241H21V243H24V245H23V248H21L20 249V246H21V244L19 245V248H17V246H15V244H13V243H15V241H17V243H18V240H17V236H16V232L14 231V230H11L10 231V229H4V228H2V227H0V234H1V237L4 235L5 237H6V234H7V238L8 239H5L4 237H2L5 241L6 240H8V241H11L12 239V242L10 243L11 244V246H15L16 247V249H13L11 252H13L12 254L11 253H9L10 252V248H8L9 250H8V253H7V251L5 252V254L3 255V259H2V257H1V261H0V264H15L16 262L15 261H20V260H22V259H20V258H15V256H16V254H17V252H19V255H18V257H21V255L23 256V257H21V258H23L24 259V257L27 259V257H26V255L25 254H27V256H28V262L27 261H25L24 262V260L23 261H21V262H23L22 264H26V263H32V264H38L37 262H39V261H41L40 260V258H42V256L44 257V258H42V261L43 260H46L45 258H47V257H49V261L50 262H53L54 261V263L55 262H58V261H56V259L54 258V257H56L57 258V256L58 257H61L62 256V258H59V259H57V260H59V261H63L64 260V258L65 257H63V255H61L60 253H59V255H61V256H59L58 254H57V251L59 252V251H61V253L62 254H65L64 252H62L63 251V249H64V251H66V250H68L67 251V254L69 253V255H67V256H69V257H73L74 255H77V254H80V255H82L81 253H83L84 252V250L86 249V248H88V246H86V245H84V246H86V247H83L84 248V250H83V248H82V246L80 245V244H78V245H74V246H70V247H68V244H67V242L70 240V238L68 239L67 237L69 236V231L72 233H70V236L71 235H73L74 234V232H78L79 233V231H80V237H84V235L85 234H87L88 232H87V229H85V226H89V225H91L92 223H94L92 220L90 221V220H88L87 222H85V223H83L84 224V228L83 227H78V223H79V220L77 219V218H74L73 216L72 217H70L69 215L73 212L72 210H71V208L67 205L64 209H62V210H60ZM142 212V211H144L145 213L147 212L148 214H150L149 216H151L152 214V219H151V217L150 218H146L145 216H146V214L144 213L143 215H145V216H143V217H145L144 219H143V217L141 216V214L142 213H137V212ZM157 212V213H156ZM192 212H194V213H192ZM192 213V214H191ZM200 213V214H201ZM195 214V215H196ZM217 214V213H216ZM219 214V213H218ZM218 214H217V216H218ZM165 215V214H164ZM181 215V216H180ZM195 215H193V216H195ZM130 216H132V219H131V217ZM135 217V219L137 220V217L139 218L138 219V221L137 222H139L140 220H142L143 221V225L141 224V223H138L139 224V226H137V227H139V228H137V227H135V225H137V223H136V220L135 219H133L134 217ZM148 216V215H147ZM162 216V215H161ZM174 216H176L175 218H173ZM184 216V217H183ZM189 216H188V218H189ZM217 216H216V218H217ZM119 217V218H120ZM157 217H159V216H157ZM197 217V216H196ZM196 217H195V219H196ZM126 218V219H125ZM154 218V219H153ZM164 218H167L166 216L164 217ZM105 219V220H104ZM146 219V220H145ZM158 219V218H157ZM193 220H194V218H192ZM37 220H38V222H37ZM119 220H120V222H119ZM159 220V219H158ZM142 221H140V222H142ZM144 221H149V223H146V224H144ZM133 222H134V224H133ZM166 222H168V223H166ZM39 225H38V224ZM87 223V224H86ZM88 223H90V224H88ZM207 223H210V222H207ZM120 224V225H119ZM121 224H124L125 226H126V228L129 226V228H127V230H128V232L126 231V228H125V226L124 225H122L121 226ZM140 224L142 225V226H140ZM77 227H76V226ZM111 225V226H110ZM48 227V228H45V227ZM110 226V227H109ZM119 226V227H118ZM120 226H121V228H120ZM76 228L77 229V231H76V229H74V231H73V228ZM97 227H99L98 225H97ZM122 227H124V229H122ZM2 228V229H1ZM78 228H80V229H78ZM102 228V230H100ZM51 229V230H50ZM84 229H85V231H84ZM122 229V231L120 232V230ZM134 229H132L133 230V232H132V234L131 235H129V238L128 239H130V237H132V236H134V237H136V235H138L137 233H136V231L134 230ZM6 231V233H2V231L3 232H5ZM7 230H9L8 232H7ZM42 230V233H44L43 235H41L42 233H40L39 231H41ZM47 230V231H46ZM130 230V231H129ZM140 230V232H138ZM48 231L49 232H52L51 233V235H48L49 233H48ZM53 231H54V233H53ZM85 233H84V232ZM107 231V232H106ZM125 233H124V232ZM29 232V233H28ZM45 232H47L46 234H45ZM81 232H83V233H81ZM117 232H118V234H117ZM38 233H40V235H39V237L40 238H44V237H41V236H44L45 235V237L46 236H49V237H47V238H45V239H48V238H50V239H48V241L46 240V243H45V241H42V240H40V238L38 237ZM56 233V237L54 236V234ZM60 233V234H59ZM65 233H67V234H65ZM115 233V234H114ZM131 233V232H130ZM133 233H134V235H133ZM3 234V235H2ZM10 234V235H9ZM58 234V235H57ZM120 234H122V235H120ZM125 234H127V236L125 235ZM36 235V236H35ZM52 235H53V237L54 238H52ZM61 235V236H60ZM63 235H66L67 237H65V236H63ZM82 235V236H81ZM11 236H13L14 238H12ZM51 236V237H50ZM63 236V237H62ZM69 236V237H70ZM110 236V235H109ZM0 237V238H1ZM12 239H11V238ZM58 237V238H57ZM60 237H62L61 239H60ZM118 237H116V240H114L113 238H112V240H114V242H115V244H117V242L119 243L120 241V239H117ZM16 238V239H15ZM66 238V239H65ZM110 238V239H111ZM115 238V237H114ZM32 241H33V238H30ZM34 239V241H36ZM44 239V240H45ZM63 239H64V242H63ZM126 239V238H125ZM53 242H52V241ZM55 240H58V241H56L55 242ZM111 240V241H112ZM124 240V239H123ZM51 241V243H52V245H55L58 249H56L55 248V246H54V250H52L53 249V246H51L50 244H48V242H50ZM67 241V242H66ZM110 240L107 242V241H105L106 243H112ZM2 242H4V241H2V239L0 240V243H2ZM20 242V241H19ZM55 242V243H54ZM101 242V245L104 243L103 242V239L100 241V240H98V242H96V244L95 243H92V244H90L89 243V248H91L92 250H90V251H93V250H95L96 248H99L100 246H99V244L98 243H100ZM103 242V243H102ZM114 242L111 244L112 246L114 245ZM16 243V244H17ZM29 243V244H28ZM59 243V244H58ZM65 243V244H64ZM106 243H104V246L106 245ZM19 244V243H18ZM34 245V248H33V250H31L32 249V245ZM58 244V245H57ZM61 244V245H60ZM96 246H95V245ZM28 245V246H27ZM31 247H30V246ZM47 245H50L49 247L47 246ZM65 245V246H64ZM88 245V244H87ZM93 247H92V246ZM111 245H109V246H111ZM11 246H9V247H11ZM59 246V247H58ZM61 246V247H60ZM66 246L68 247V248H66ZM98 246V247H97ZM108 246V245H107ZM14 247V248H15ZM64 247V248H63ZM74 247H77V249L75 250V248ZM47 248V249H46ZM50 248V250H48ZM62 248V250H60ZM69 248H70V251L71 250H73L72 252H70L69 251ZM24 250V251H21V250ZM28 249H29V251H28ZM79 249V250H78ZM82 249V250H81ZM46 250V251H45ZM55 250H57L56 252H55ZM41 251H44V253H45V255H43V252H41ZM53 251V252H52ZM76 252V254H74L73 252ZM78 251V252H77ZM82 251V252H81ZM24 253V252H28V253H25L24 255L23 254H21V253ZM81 252V253H80ZM89 252V251H88ZM29 253H30V255H29ZM86 253H87V249H86V251H85V254L84 255H86ZM9 254V255H8ZM47 254H49V255H47ZM56 254H57V256H56ZM71 254V255H70ZM73 254V255H72ZM91 254V253H90ZM55 255V256H54ZM84 255H82V256H84ZM88 255V256H87ZM86 255V257L85 258H88L89 256L91 257V255H89V253ZM5 256V257H4ZM8 256V257H7ZM30 256V257H29ZM47 256V257H46ZM51 256L53 257L52 259H53V261H52V259H50L51 258ZM78 256V255H77ZM40 257V258H39ZM75 258H72L73 260L74 259H76V256H74ZM89 257V258H90ZM30 258H32L31 260H29ZM39 258V261H37L36 262V259H38ZM78 259L80 258V257H77ZM84 258V259H85ZM88 258V259H89ZM93 258V257H92ZM5 259V260H4ZM11 259H12V261H11ZM20 259V260H19ZM25 259V260H26ZM48 259V258H47ZM63 259V260H62ZM83 259V257L80 259V260H82ZM87 259V260H88ZM66 260V259H65ZM77 260V259H76ZM86 260V259H85ZM84 260V261H85ZM90 260V259H89ZM15 263H14V262ZM35 261V263H33ZM83 261V260H82ZM81 261V262H82ZM21 262L20 263H16V264H21ZM60 262V263H61ZM77 263H80L81 264V262L79 261V260H77L76 261ZM86 262V261H85ZM85 262H84V264H85ZM59 262L57 263V264H60ZM39 264H40V262H39Z\"/></svg>", "mask_w": 264, "mask_h": 264}]
</instances>
